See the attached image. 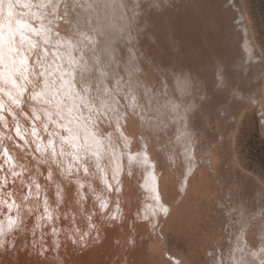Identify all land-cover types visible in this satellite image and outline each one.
<instances>
[{
  "label": "bare ground",
  "instance_id": "6f19581e",
  "mask_svg": "<svg viewBox=\"0 0 264 264\" xmlns=\"http://www.w3.org/2000/svg\"><path fill=\"white\" fill-rule=\"evenodd\" d=\"M226 2L0 0V251L39 216L71 240L101 242L97 252L111 235L133 264L130 239L146 231L136 211L156 225L163 260L189 264L170 253L164 224L201 179L215 186L206 212L219 231L205 263L264 264V188L245 177L240 190L245 169L228 157L244 101L264 93V58L243 1ZM46 238L41 251L60 255Z\"/></svg>",
  "mask_w": 264,
  "mask_h": 264
},
{
  "label": "rangeland",
  "instance_id": "374dc122",
  "mask_svg": "<svg viewBox=\"0 0 264 264\" xmlns=\"http://www.w3.org/2000/svg\"><path fill=\"white\" fill-rule=\"evenodd\" d=\"M240 1H243V4L245 6L244 8L246 9L248 16L251 18L250 20L252 21L251 24H252V27L254 28V31H255V37L257 39L258 44H260V48L262 49V55L264 58V0H240ZM232 3H233V0H228V2H226L225 6L227 7V4L231 5ZM233 8L238 10V8H236V7H233ZM238 19H239V21L241 20L239 18V16H236V18L234 19V22L238 23L239 22ZM156 64H157L158 68L160 69L161 66L159 65V63L157 62ZM160 72H161V74L164 73V71H160ZM243 85L248 86L247 84H243ZM260 87H261V85H260ZM239 89H241V88H239ZM260 89L262 91L264 90V83H262V88H260ZM260 89H259V91H261ZM242 90L245 91V90H247V88L244 90V87H242ZM249 91H252V90L249 89ZM258 93H256V94H258V95H260V93L262 94V92H258ZM258 95L257 96L255 95L254 98H252L253 96L248 97L244 101V103H245V104L243 103L244 105L247 104L246 102H251V100H252V104L249 103L248 106L247 105L245 106L246 107L245 112L240 117V120H239V118H237L239 120V121L237 120L238 129H237V131H235L236 132L235 136H234L235 139L231 143V146H230V148H232V150L230 151V149H229V151H228L229 152L228 157L233 156L235 158L234 160L237 159L236 162L238 165V167H237L238 170L243 171L245 169V171L242 172V175L244 174L242 176V178H240L239 181H237V179L234 180L235 182H238V183H240L242 179L244 180V181L242 180V182H241L240 190L243 189V187L245 188L247 186L246 185L248 182L247 178L250 179L252 177L253 178L250 179V181H252V183H254V185H256L260 188H264V101L261 100L262 95H260V96H258ZM262 99H264V97H262ZM214 123H215V121L213 120L212 124H214ZM148 130H150V129H148ZM166 135L167 134H165L166 141L168 143H170L168 140V137ZM219 139H220V136H219ZM157 141H158V139H157ZM234 147H235V149H234ZM160 160H161V158H160ZM160 166H161L162 170H167L168 166H166V161H164L163 159L160 162ZM240 167H242L243 169ZM6 168H7L8 173H9V171L11 172V170H13L10 167H6ZM12 172L9 174L10 175L12 174L11 176H14V171H12ZM19 174H21V173H19ZM246 174H249V175L246 176ZM245 177H247V178H245ZM136 178H137V182H133L132 185L134 187L135 192L138 195L137 200H136V204H138V205H136V206H139V205H142L143 202H146L147 195H146V193H142L143 190L139 184V180L141 178V175L139 174L138 177L136 176ZM28 179H31V178L28 177ZM198 180L201 181V179H198ZM198 180H196V182H195L196 187L194 186L192 188V191L189 193V195L183 201H181L182 206L180 205L177 214L173 218L168 217L167 220L165 221V224H164V234L166 233L165 235H166V238L168 241L167 247L169 248L170 253L176 254V255L180 254L184 258L186 257L185 259L189 260V264H206L208 262L207 257L205 255V249L209 246H212L214 239H215L214 237L216 235H218V232H219L216 230L218 227L217 226L218 223L214 222V226H211V221L208 218V216H209L208 211L206 212V210H207L206 205L209 206L208 201H209V199L212 198V197H210L211 196V193H210L211 192V185L213 187H215V186H214V184L210 185V184H206L202 181L200 182ZM23 181H24V179H23ZM25 181H26V178H25ZM258 181H260L261 183ZM2 182H4V181L2 180ZM12 182L10 181V184ZM198 182H199V184H198ZM219 182H220L219 179L215 180L217 187H219V184H220ZM26 183L27 182H24L25 186H26ZM12 185H13V183H12ZM166 185H168V184L164 181L163 187L165 188V191L167 188ZM242 185H244V186H242ZM3 186H5V188H8V185H3ZM25 186H23V187H25ZM23 187H22V190H23ZM143 192H145V191H143ZM0 193L3 194L4 191H1ZM92 194L94 195V193H92ZM168 196L170 197L169 192H168ZM25 197H24V200H25L24 202H27L28 197L27 196H25ZM0 206H1V204H0ZM84 206H81V207L84 208ZM2 207H5V206L2 204V206L0 207V210L1 209L3 210V211L2 210L0 211L1 213L2 212L4 213V211H7L6 207H5V209ZM29 207H30V205L28 202V204H26V207H25L26 210L25 211H27V212L30 211ZM27 208H28V210H27ZM102 208L103 209L100 211V213L102 212L100 214V219L108 221L107 218H109L111 216V213L107 216V218H104L103 214L105 213L106 210L104 209L105 207H102ZM137 209L138 208H136V210ZM7 213H9V212L7 211ZM16 213H17V211H16ZM213 214H215V212H213ZM116 215H117V211H115V216ZM225 215H226V213H225ZM31 216H32V214H31ZM115 216H113V218H115ZM134 216H135L136 220L139 219V222H145L146 223V227H145L146 231H144L145 233L143 232L144 234L141 233L139 235L140 237L136 238L135 241L130 239V245H132V244L134 245V243H135L134 246L132 245L133 247H132V251H131L132 255H133L132 263L133 264H171V263H167L165 260H163V258H164L162 256L163 255V249H160L159 245L157 244L159 242V238H158V233L154 227L156 225H152L151 223H148V218L147 219L143 218V220L145 219L143 221L142 218L138 217V214H136V211L134 212ZM213 216H212V218H213ZM222 217H224V216H222ZM34 219L35 218H33V220ZM37 219L41 223H39ZM33 220L30 218V220H28V221H30L29 224H32V225L35 224L36 225L35 229H31L29 224H26V223L17 224L18 225L17 228H19V229H16V230L19 232L17 233V231H16V236L15 235L9 236L12 240L10 241L11 242L10 244L5 243L6 244L5 247L7 249L4 246H3L4 248L3 247L1 248L2 250L0 251V260L2 262H4L5 264H10V263L16 264L18 262L17 259L20 258L21 261L18 262L17 264H34V263L35 264H78V263L79 264H93V263L94 264H119V263H121L120 262L121 261V259H120L121 258V251L119 252L116 249V245H114L115 241L114 242L112 241L111 238H113V237L111 235H110V238L106 241V245L104 244V248H103L104 250L101 249L99 251V249H98L99 252H97V250L95 248L96 247L95 244L102 246L101 242L95 241L93 244V241H91L93 239H91V238H89V239L87 238L85 240L82 238L83 239V240L81 239L82 242L79 239H78V241L71 240L70 236H67V230L65 229L66 227L64 228V232H62V230H63L62 227H61L60 231H55V230L51 229V228H53L52 227L53 224L49 223L50 224L49 225L46 221L43 224L47 223L46 225L49 226V231L45 232V234H44L41 230V225H43L42 222L44 221V219H42L38 216V218L36 217V219L34 221ZM84 220L86 222V219L83 218L80 220L81 221L80 223L84 224ZM34 222H36L38 224H36ZM72 224H74V223H72V221H71L70 225H72ZM117 224H120V221L117 222ZM26 225H28V226H26ZM37 225L40 228L37 229V227H38ZM46 225H43L44 229H46L45 228ZM128 225H129L131 233H134V229H132V223L130 222V223H128ZM143 225H145V224H143ZM109 226H111L110 223H109ZM26 227H27V229L24 230ZM213 228H214V230H213ZM37 230L40 232H38ZM37 232H38V234H37ZM120 232L124 235L128 234V233L124 232L123 229H121ZM53 233H54V235H53ZM58 233L59 234L61 233L60 236L65 235L66 236L65 238H68L69 240H71L73 247L67 246L68 244L66 242H64V243H66L67 245L64 243H61V242L58 243L57 242L58 238L55 237V234L57 235ZM213 234H216V235H213ZM43 235L45 237H47L46 239H49L48 241H50V237H51V241H52L51 245H52V247L56 248L57 250H59L60 246L62 245L61 246L62 250L60 249V255L51 256V254L46 252L45 247H42V251H41V248H39V246L37 245L38 242L42 243L43 246H45L47 244L46 243L47 240L45 241L43 239V238H45ZM212 237H213V239H212ZM21 241H23V244ZM79 241H80V243H79ZM83 241H85L86 244ZM54 243H55V246H54ZM77 243H79V244H77ZM81 243H83V244H81ZM20 244L23 245L22 248L20 247L21 246ZM78 245H80V246H78ZM64 246H66V247H64ZM76 246L81 251H79V249L77 250ZM81 246H82V248H81ZM84 246L86 247V249H84L85 248ZM58 247H59V249H58ZM16 250H18V251H16ZM82 250H84V251H82ZM19 251H21V253ZM94 251H96L97 253L96 252L93 253ZM91 253L93 255H95L96 257L99 255L100 256L97 258L95 256L92 257ZM98 253H99V255H97ZM88 256H90V257H88ZM76 259L77 260L79 259L78 261H80V262H77ZM86 259H88V261ZM171 259H172V257H171ZM121 264H125V263H121Z\"/></svg>",
  "mask_w": 264,
  "mask_h": 264
}]
</instances>
